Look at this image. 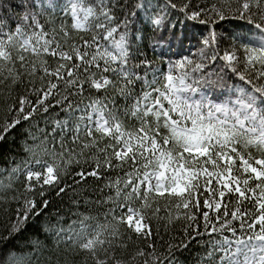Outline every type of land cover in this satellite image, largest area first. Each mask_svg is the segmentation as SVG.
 I'll list each match as a JSON object with an SVG mask.
<instances>
[{
  "label": "snow or ice",
  "instance_id": "obj_1",
  "mask_svg": "<svg viewBox=\"0 0 264 264\" xmlns=\"http://www.w3.org/2000/svg\"><path fill=\"white\" fill-rule=\"evenodd\" d=\"M0 264H264V0H0Z\"/></svg>",
  "mask_w": 264,
  "mask_h": 264
}]
</instances>
